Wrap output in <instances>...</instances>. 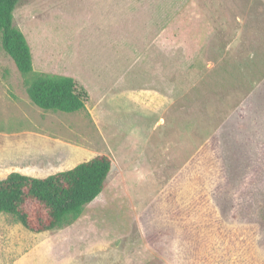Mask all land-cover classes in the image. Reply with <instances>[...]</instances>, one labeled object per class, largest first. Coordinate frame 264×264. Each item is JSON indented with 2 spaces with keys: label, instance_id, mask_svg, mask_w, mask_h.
<instances>
[{
  "label": "rangeland",
  "instance_id": "rangeland-1",
  "mask_svg": "<svg viewBox=\"0 0 264 264\" xmlns=\"http://www.w3.org/2000/svg\"><path fill=\"white\" fill-rule=\"evenodd\" d=\"M33 69L90 98L46 111L0 42V177L97 154L72 223L0 216V264H264V0H19Z\"/></svg>",
  "mask_w": 264,
  "mask_h": 264
},
{
  "label": "trees",
  "instance_id": "trees-1",
  "mask_svg": "<svg viewBox=\"0 0 264 264\" xmlns=\"http://www.w3.org/2000/svg\"><path fill=\"white\" fill-rule=\"evenodd\" d=\"M18 1L0 0V42L25 76L28 96L46 111L82 110L90 98L88 88L68 75L34 71L27 39L13 24ZM112 166L108 155L97 154L44 177L11 171L0 177V216L11 215L33 233L64 227L75 221L85 205L101 193Z\"/></svg>",
  "mask_w": 264,
  "mask_h": 264
}]
</instances>
